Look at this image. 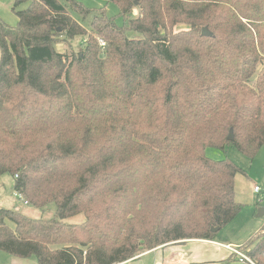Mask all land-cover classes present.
Masks as SVG:
<instances>
[{
    "label": "trees",
    "instance_id": "1",
    "mask_svg": "<svg viewBox=\"0 0 264 264\" xmlns=\"http://www.w3.org/2000/svg\"><path fill=\"white\" fill-rule=\"evenodd\" d=\"M100 1L117 16L15 0L16 25L0 18V176L28 206L55 207L50 220L0 209L10 257L126 264L214 241L243 208V172L206 150L253 159L264 147V0ZM238 248L264 264V226Z\"/></svg>",
    "mask_w": 264,
    "mask_h": 264
},
{
    "label": "rangeland",
    "instance_id": "2",
    "mask_svg": "<svg viewBox=\"0 0 264 264\" xmlns=\"http://www.w3.org/2000/svg\"><path fill=\"white\" fill-rule=\"evenodd\" d=\"M81 2L85 7L92 9H100L105 7L106 15L109 17H115L118 14L117 8L112 4H106L100 0H76ZM15 0H0V18L8 25L15 26L17 23V17L12 10ZM28 4L26 2L20 3L16 7V11L24 10ZM137 10L134 11V15L137 14ZM73 18L78 20L79 17L76 14H72ZM117 24H121V18H116ZM72 47L71 50H76L79 40L74 39L70 41ZM65 47L68 48V44H57L55 46L58 52H64ZM206 156L212 160L219 161L227 159L235 164L243 173L237 174L234 180L235 197L243 205H250L257 207L258 199H264V147H262L253 159H248L235 148H227L226 151L217 149H207ZM13 178L9 174H3L0 176V209L18 210L21 214L34 220H50L54 217L55 207L53 204L48 205L44 209H36L28 205H23L22 201L17 197L12 189ZM256 185L261 189V193L254 195L252 193L253 186ZM84 220L82 215L73 217L66 222L69 224H80ZM263 220H261L262 222ZM264 223V222H263ZM226 231H219L218 238H230L231 232L229 229ZM248 249V248H247ZM246 249V250H247ZM3 257L6 255L3 253ZM0 257V264H6ZM7 258V257H6Z\"/></svg>",
    "mask_w": 264,
    "mask_h": 264
},
{
    "label": "crops",
    "instance_id": "3",
    "mask_svg": "<svg viewBox=\"0 0 264 264\" xmlns=\"http://www.w3.org/2000/svg\"><path fill=\"white\" fill-rule=\"evenodd\" d=\"M253 188L252 193L257 195ZM235 199L240 203L236 197ZM258 201L260 200L258 199ZM23 205L25 204L23 203ZM258 210V207L243 205L241 212L235 219L220 230L221 232L229 229L228 231L231 232L230 238H218L220 233L218 232L214 241L189 240L169 244L146 251L126 264H240L226 247H241L252 234L263 228L264 218L256 216ZM261 220L263 221L261 222ZM0 257H3L1 252ZM6 257L1 258L2 263L4 260L6 264H36L33 259H17L9 255H6Z\"/></svg>",
    "mask_w": 264,
    "mask_h": 264
},
{
    "label": "built area",
    "instance_id": "4",
    "mask_svg": "<svg viewBox=\"0 0 264 264\" xmlns=\"http://www.w3.org/2000/svg\"><path fill=\"white\" fill-rule=\"evenodd\" d=\"M103 45V43H101ZM253 191L257 194H260L261 190L258 186H255L253 188ZM17 195V194H16ZM17 197L20 199V196L17 195ZM21 200V199H20ZM22 201V200H21ZM25 205H27V203L25 201H22ZM233 256H235V258L237 259V261L240 264H256L252 259H250L244 252H242L239 248H234V247H230L227 246L226 247Z\"/></svg>",
    "mask_w": 264,
    "mask_h": 264
},
{
    "label": "water",
    "instance_id": "5",
    "mask_svg": "<svg viewBox=\"0 0 264 264\" xmlns=\"http://www.w3.org/2000/svg\"><path fill=\"white\" fill-rule=\"evenodd\" d=\"M202 35L203 36H210V33L208 32V30L206 28H203L202 29ZM228 140L229 141H232L233 140V133H232V130L229 131V135H228ZM264 215V209L263 208H259V210L257 211V217L261 218L263 217ZM219 231V228L216 227V228H212L211 229V232L212 233H217Z\"/></svg>",
    "mask_w": 264,
    "mask_h": 264
}]
</instances>
